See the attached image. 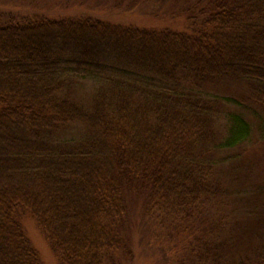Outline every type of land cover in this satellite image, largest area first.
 <instances>
[{"label":"trees","instance_id":"16d2710c","mask_svg":"<svg viewBox=\"0 0 264 264\" xmlns=\"http://www.w3.org/2000/svg\"><path fill=\"white\" fill-rule=\"evenodd\" d=\"M114 4L180 16L190 31L94 15L0 17V264H42L24 232L26 212L61 264H123L119 254L134 256L130 203L186 218L226 194L227 159L217 153L252 140L243 111L255 119L264 110V0ZM222 79L244 82V94L202 91ZM84 81L95 88L87 106L75 98ZM227 105L235 106L228 135L209 142ZM229 249L221 258L235 264ZM237 264H264V243Z\"/></svg>","mask_w":264,"mask_h":264},{"label":"rangeland","instance_id":"374dc122","mask_svg":"<svg viewBox=\"0 0 264 264\" xmlns=\"http://www.w3.org/2000/svg\"><path fill=\"white\" fill-rule=\"evenodd\" d=\"M114 1L0 0V17L32 15L60 20L94 15L113 25L190 31L186 20L180 16L176 19H171L170 14L155 17L146 7L124 12L122 8L115 7ZM230 80L232 79H222L218 84L212 81L205 82L202 91L223 100L227 99L226 97L233 98L244 94L245 83ZM93 93L95 88L92 82L84 81L76 89L75 98L87 106L93 101ZM250 106L259 109V105L253 102H250ZM222 109L225 110L223 117L216 122L209 142L213 141V134L218 137V143L228 135L227 112L235 111V106L227 105ZM243 113L254 125V129H251L252 140L245 145L220 151L216 155L219 162L220 158L227 159L219 169V178L223 182L226 194L194 209L186 218L161 211L159 206L155 210L145 211L146 202L138 208L130 203L129 216L134 218L136 215V218L134 224H131V233L126 229L125 234L130 233L129 239L134 256L127 260L119 254L118 257L123 264H225L221 258L225 247L231 248L229 249L231 254L235 253L234 260L237 264L239 258L246 257L253 249L264 243L258 241L256 234V231L261 233L258 226L264 222V217H255L257 212L264 209V138L255 131H260L258 122L264 125V110L257 112L255 119L250 118V109H245ZM66 132L60 133L59 137L67 136ZM23 216L24 232L31 246L37 251L42 264H61L37 220L29 212ZM246 233L250 235L245 237Z\"/></svg>","mask_w":264,"mask_h":264}]
</instances>
